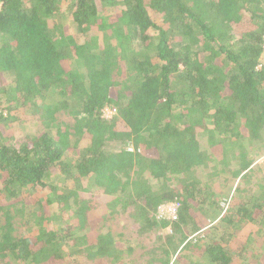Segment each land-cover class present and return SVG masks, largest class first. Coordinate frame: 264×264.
I'll return each instance as SVG.
<instances>
[{"label": "trees", "instance_id": "1", "mask_svg": "<svg viewBox=\"0 0 264 264\" xmlns=\"http://www.w3.org/2000/svg\"><path fill=\"white\" fill-rule=\"evenodd\" d=\"M106 107L117 114L105 118ZM262 148L264 0H0L3 264L138 262L121 234H88L101 205L88 195L133 208L141 234L171 224L168 242L145 255L175 264L192 210L229 190L199 173L216 163L213 176L251 174L250 152ZM258 184L232 200L198 262L264 264ZM172 201L177 220L158 219Z\"/></svg>", "mask_w": 264, "mask_h": 264}, {"label": "rangeland", "instance_id": "2", "mask_svg": "<svg viewBox=\"0 0 264 264\" xmlns=\"http://www.w3.org/2000/svg\"><path fill=\"white\" fill-rule=\"evenodd\" d=\"M106 10L112 11L111 9H106ZM70 29L74 30V27L71 26ZM250 154L254 158L252 161H255V163L251 167L253 168L250 172L251 174H249L248 172L242 175L240 178H236L235 175H233L229 171L227 175H224V174L218 175L214 173L215 175L213 176V172H216V170L214 169V167L216 166V163L212 164V167L211 169L208 170V172L204 170L199 173V179L202 181H208L207 183H209L210 186L215 187V189L218 192L220 190H224V187L229 190L228 192L226 190L227 195L225 197H222V196L215 197L214 196V197H211V199L208 198L210 197L209 191L202 192L203 195L209 199V201H212L213 205L210 204L209 206H205L203 210H201L199 207L194 208L192 210L196 214L194 225L193 226L188 225L187 227L183 226L184 227L183 233H186V235L189 236L190 242L188 244H192L194 246L197 245L198 247L197 251L196 249H193L194 246L191 245L188 248H186V250L184 251H182L183 249H181L178 255L176 256V259L173 254H170L168 258L171 261L175 260L174 261L175 264H184V261L186 257L188 256V252L190 251H191L190 256L194 258H199V254L202 255V252H199L198 249L206 245L205 243H207V241L208 242L210 241V239H208L210 234L214 233V230L218 226L221 227L223 224V218L226 216L227 217L230 216L231 212L233 211V206L231 207L232 200L235 203V201L238 202L239 197H241V199L244 198V196H240V192L242 191L243 188H245L244 190L249 189L251 191H256L258 189V185H259L258 183L260 182L261 179H263V183H264V148L260 150L255 149L251 151ZM217 161L219 162V160ZM235 165H236L235 162H233V164L229 167V169L231 170L234 169ZM219 166L220 168H223L224 165L223 166L219 165ZM53 186L58 190L61 189L58 185L57 186L53 185ZM218 186H223V188H219ZM50 192H51V189H50ZM62 193H63L62 190L58 192V194H62ZM37 196L42 197V195H37ZM88 196H86L85 199L89 200L90 203H99L102 205V206L100 205L99 208H97V206L94 205L96 206V208H94V210L90 212L89 219L91 220V226L89 227V230L87 231L88 234L95 235L101 231L104 233L107 231H112L114 232L113 234L115 235L121 234V238H120L121 243L125 245L126 248L128 249L131 247H133L134 249L133 255L131 258L138 261V262L134 261V264H156L154 262L149 261V259L150 258L152 259L153 256L147 257L145 255L146 250L154 251L155 247H159L162 243H165L167 241V236L174 233L172 225L169 224L168 226L162 228V230L159 233L155 231V232H149L147 234H141L137 231L138 225L134 223V219L131 217V211L133 210V208L130 207V208L123 209L122 204H114L113 207L110 208L108 206V200H105V197H100V199H98L97 196L95 197H88ZM73 202L74 201L72 200L70 201L72 210L68 209V211L66 212L68 214L62 213V212L60 213L65 215V217L68 215H72V213H74V211L77 209L76 206L73 208ZM214 205L218 206L219 209L216 210ZM54 208L57 209L58 204L57 205L54 204ZM61 208L63 209L62 210L60 209V210L65 212L64 205H62ZM110 212L112 214H110ZM35 214L37 213L35 212ZM221 214H224V216L221 217L222 216ZM214 222L216 223V225L212 227L214 225ZM18 224H23L21 222V219L18 220ZM54 224L61 225V222L58 221ZM246 224H247V227L248 225H250L249 223L244 222L242 224L243 225L242 227H246ZM247 227L240 228L241 230L240 233H243L244 230L248 229ZM26 230H28V227H25V229H23V232H25ZM119 232H122V233H119ZM215 235L216 234H213L212 238H214ZM166 247L167 249L170 250V252H172L170 246H166ZM258 247L260 246L258 245ZM156 255H158V253ZM156 258L158 257L156 256L155 259ZM0 264H3V263L0 261ZM69 264H90V263L87 262L85 259L75 260L73 258L72 260H69ZM91 264H113V263L101 261V263L93 262ZM115 264H119V263H115Z\"/></svg>", "mask_w": 264, "mask_h": 264}, {"label": "built area", "instance_id": "3", "mask_svg": "<svg viewBox=\"0 0 264 264\" xmlns=\"http://www.w3.org/2000/svg\"><path fill=\"white\" fill-rule=\"evenodd\" d=\"M179 209L180 203L177 201L162 204L156 212V217L170 222L176 221L179 215Z\"/></svg>", "mask_w": 264, "mask_h": 264}, {"label": "crops", "instance_id": "4", "mask_svg": "<svg viewBox=\"0 0 264 264\" xmlns=\"http://www.w3.org/2000/svg\"><path fill=\"white\" fill-rule=\"evenodd\" d=\"M216 225V223L212 226V227H214ZM211 227V228H212ZM209 229H210V227H209ZM190 241H189V236H188V239H187V241L186 242H184V244L185 245H187L188 243H189ZM185 245L184 246H182V248L181 249H183L184 247H185ZM180 249V250H181ZM179 250V251H180ZM178 251V252H179ZM196 251H197V249H196ZM173 253V252H172ZM200 258H194V257H192V256H190V252H188V256L186 257V259H185V261H184V264H199V263H201V264H204L202 261L201 262H198V260H199Z\"/></svg>", "mask_w": 264, "mask_h": 264}, {"label": "clouds", "instance_id": "5", "mask_svg": "<svg viewBox=\"0 0 264 264\" xmlns=\"http://www.w3.org/2000/svg\"><path fill=\"white\" fill-rule=\"evenodd\" d=\"M103 116L105 117V118H112L114 115H116L117 114V110L115 109V108H109V107H106V108H104L103 109ZM225 213V212H224ZM222 216L221 217H223L224 216V214H221ZM214 224H215V222H214ZM210 226V225H209ZM204 228H206V227H204ZM179 253V252H178ZM178 253H177V255H178ZM176 255V256H177Z\"/></svg>", "mask_w": 264, "mask_h": 264}]
</instances>
